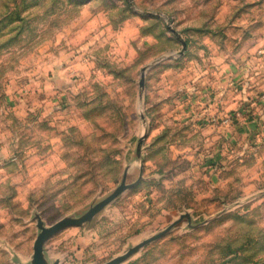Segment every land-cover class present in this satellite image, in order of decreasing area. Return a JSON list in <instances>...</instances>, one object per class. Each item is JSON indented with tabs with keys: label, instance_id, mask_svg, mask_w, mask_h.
<instances>
[{
	"label": "rangeland",
	"instance_id": "rangeland-1",
	"mask_svg": "<svg viewBox=\"0 0 264 264\" xmlns=\"http://www.w3.org/2000/svg\"><path fill=\"white\" fill-rule=\"evenodd\" d=\"M221 5L0 0V264L67 221L43 264H264L256 33Z\"/></svg>",
	"mask_w": 264,
	"mask_h": 264
},
{
	"label": "crops",
	"instance_id": "crops-1",
	"mask_svg": "<svg viewBox=\"0 0 264 264\" xmlns=\"http://www.w3.org/2000/svg\"><path fill=\"white\" fill-rule=\"evenodd\" d=\"M229 1L233 2L234 0H224V5H221L215 15L220 16L222 14L224 16L239 17L242 18V21L245 18H249L244 21H247L248 25H250V27H248L250 33H254L253 30L255 29V36L254 34H252V37L249 36V33L246 32L247 28L243 25L235 27L237 29H234V33L240 32L241 38L248 36L247 39L250 40L251 43L246 46L245 44L242 45V48L250 50L248 54H245L243 60L245 74L250 75L255 72L258 77L257 81L261 82V85L264 86V0H239L241 2H248V5L243 9L231 8L234 5H229ZM251 50H255L256 52L252 54ZM251 68H255V70Z\"/></svg>",
	"mask_w": 264,
	"mask_h": 264
},
{
	"label": "water",
	"instance_id": "water-1",
	"mask_svg": "<svg viewBox=\"0 0 264 264\" xmlns=\"http://www.w3.org/2000/svg\"><path fill=\"white\" fill-rule=\"evenodd\" d=\"M140 84H141V86L144 85V80L143 79L141 80ZM75 223H78V222L77 221H67V222L57 223V224H55V225L43 230V232L38 236V238L36 240V243H35V264H43L42 263V259H41L42 257H41V254H40V243H41L42 239L44 238V236H46L48 233H50L52 230H54V229H56L58 227L66 226V225H72V224H75ZM118 261L110 262V263H107V264H115Z\"/></svg>",
	"mask_w": 264,
	"mask_h": 264
}]
</instances>
